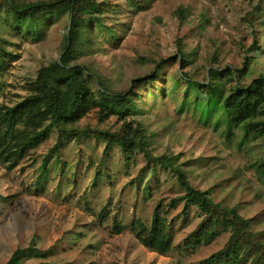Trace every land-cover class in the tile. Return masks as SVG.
Instances as JSON below:
<instances>
[{
  "label": "rangeland",
  "instance_id": "rangeland-1",
  "mask_svg": "<svg viewBox=\"0 0 264 264\" xmlns=\"http://www.w3.org/2000/svg\"><path fill=\"white\" fill-rule=\"evenodd\" d=\"M96 1L105 24L114 23L118 37L108 39L104 32H95L101 42L73 62L88 66L114 90H126L132 80L157 74L154 83L135 90L141 95L136 109L149 136L151 154L179 156L194 188L216 203L236 206L242 216L255 220V231L263 230L264 187L254 169L262 156L263 139L236 130L228 141L218 125L223 120L213 115L217 106L221 108L214 97L221 93V84L239 80L247 85L264 77V0H151L144 12H134L125 0ZM256 5L262 12L253 26L247 25L242 20ZM3 17L0 34L17 44L10 50L19 56L5 77L6 103L10 104L8 101L14 103L25 95L24 83L34 79L40 67L59 60L66 17L42 24L40 37H27L24 44L8 33ZM179 40L185 47L178 52ZM228 68L232 75L225 72ZM204 79L206 84L212 80V96L197 97L203 105L199 111L189 105L197 94V84ZM114 120L101 127H119L118 121L114 127ZM245 138L248 140L243 141ZM54 140L52 137L14 170L7 171L0 164V264L31 240L39 250H52L45 260L67 264H199L227 241L224 235L209 244L184 248L183 238L193 231L200 214L190 206L185 217L180 214L183 204L178 203L167 213L173 227L170 251L159 254L142 246L132 233V224L140 220L149 227L158 201L168 205L182 191L172 177L153 169L141 154L130 169L121 164L119 172H113L112 167L119 163L117 148L107 163L108 174L104 168L97 177L94 169L104 142L99 148L95 142L84 145L93 138L71 141L75 151L66 141L62 155L51 160L60 173L51 171L40 189L36 185L40 164ZM154 177L157 184L151 181ZM148 186L149 196L143 192ZM116 225L121 226L120 232L115 231ZM40 261L29 257L21 264Z\"/></svg>",
  "mask_w": 264,
  "mask_h": 264
},
{
  "label": "trees",
  "instance_id": "trees-1",
  "mask_svg": "<svg viewBox=\"0 0 264 264\" xmlns=\"http://www.w3.org/2000/svg\"><path fill=\"white\" fill-rule=\"evenodd\" d=\"M125 1L134 12H144L151 0ZM104 10L108 13V9ZM261 12V7L256 5L242 21L253 26ZM1 16H4L5 29L20 44H24L27 37L38 39L42 24L48 25L53 20L66 17V35L59 60L40 67L35 78L24 83L25 95L14 103L8 101L10 104L6 103L8 90L5 77L10 64L19 56L10 50L11 46L17 47V44L12 45L0 34V164L7 171L14 170L21 162L35 156L38 149L52 137L55 138L54 144L43 156L36 179L40 189L45 187L51 171L59 172L58 164L51 160L62 155L66 141L73 145L71 141L93 138L94 141H87L84 145L95 142L98 148L104 142L100 161L94 169L97 177L103 173L115 148L119 153L118 166L112 167L116 173L121 164L128 169L133 167L131 165L135 164L137 154H141L153 169H162L172 177L182 191L171 198L168 205L162 199L158 201L152 210L149 227L140 220L132 224V233L142 246L159 254L170 251L173 227L168 222L167 213L182 203L181 215L186 217L190 206L200 214L193 231L183 238L184 248L193 249L228 236L219 251L202 259L199 264H264V229L255 231L254 219L242 216L236 206L216 203L207 193L194 188L188 172L179 164V156H154L149 151L150 139L136 109V101L141 99V95L136 94L135 90L144 84L154 83L157 74L150 73L143 79L132 80L126 90H114L88 66L73 62L80 53L81 59L86 57L93 52V44L101 42L95 32H104L108 39L118 37L114 23L111 26L105 24L103 11L96 0H0ZM184 47L179 40L177 51ZM179 55L182 56L181 53ZM245 66L238 70L239 74L245 71ZM225 72L232 75L229 68ZM206 81L204 79L203 84H197V94L189 105L192 109L200 111L203 108L202 99L197 97L212 96V80L209 84ZM235 82L231 80L220 85L223 89L214 97L221 102V108L216 107L213 118L223 120L218 125L223 127L222 133H225L228 141L236 130L243 136L263 139L262 156L254 169L264 187V77L255 78L247 85L239 80ZM200 116L203 117L202 112ZM111 119H115L114 127L120 123L119 127H101ZM73 147L75 151V145ZM109 170L106 168L107 174ZM107 178L110 180V175ZM151 181L157 184L155 177ZM143 192L151 195L149 186ZM115 229L120 232L122 228L116 225ZM51 251L39 250L35 241L31 240L26 248L17 249L5 264H21L29 257L42 260L37 264H67L45 260Z\"/></svg>",
  "mask_w": 264,
  "mask_h": 264
}]
</instances>
